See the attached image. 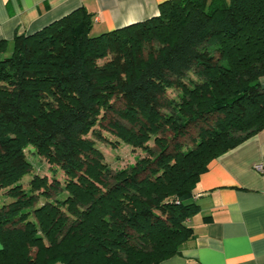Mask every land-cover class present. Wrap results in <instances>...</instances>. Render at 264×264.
Here are the masks:
<instances>
[{"label": "trees", "instance_id": "trees-1", "mask_svg": "<svg viewBox=\"0 0 264 264\" xmlns=\"http://www.w3.org/2000/svg\"><path fill=\"white\" fill-rule=\"evenodd\" d=\"M92 26L79 6L0 39V264L180 254L199 176L264 127V0H166L141 21ZM107 113V128L145 153L121 170L91 138L104 140L94 127ZM29 147L62 182L35 174L23 186Z\"/></svg>", "mask_w": 264, "mask_h": 264}, {"label": "crops", "instance_id": "crops-1", "mask_svg": "<svg viewBox=\"0 0 264 264\" xmlns=\"http://www.w3.org/2000/svg\"><path fill=\"white\" fill-rule=\"evenodd\" d=\"M164 1L0 0V39L31 33L79 6L93 15L91 33L98 34L156 15ZM193 195L199 209L185 221L192 236L159 264H264V127L211 160Z\"/></svg>", "mask_w": 264, "mask_h": 264}, {"label": "rangeland", "instance_id": "rangeland-1", "mask_svg": "<svg viewBox=\"0 0 264 264\" xmlns=\"http://www.w3.org/2000/svg\"><path fill=\"white\" fill-rule=\"evenodd\" d=\"M119 104L117 103L116 106ZM116 116L111 113H107L105 118H101L100 124L95 125V130H97L103 137L104 140H99L95 136L91 135L96 148L101 152L103 163L109 166L111 170H121L129 165L134 164L136 159L140 156L145 155V153L140 148H132L131 146L122 143L109 128H107L110 120H113ZM196 131L191 129L185 137L179 138L178 140L183 143V147H188L192 145L190 134L195 136ZM90 135V134H89ZM150 146H153V141L150 139L148 141ZM32 147L25 149L26 157L31 161L32 165L30 171L27 175L22 178V184L27 187V182L30 178L37 174L40 177L46 176L51 178V174L61 180L64 179L63 172L61 170L56 171V167L50 165L47 160L39 155L32 154ZM6 196L0 191V200L4 201Z\"/></svg>", "mask_w": 264, "mask_h": 264}, {"label": "built area", "instance_id": "built-area-1", "mask_svg": "<svg viewBox=\"0 0 264 264\" xmlns=\"http://www.w3.org/2000/svg\"><path fill=\"white\" fill-rule=\"evenodd\" d=\"M96 20V18H94V21ZM255 169L256 170H258L259 172H261L262 171V165L261 164H257L256 166H255Z\"/></svg>", "mask_w": 264, "mask_h": 264}]
</instances>
